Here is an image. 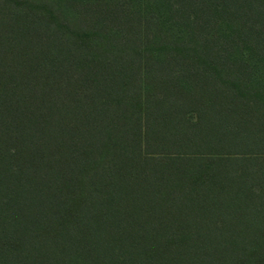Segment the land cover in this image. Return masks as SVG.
<instances>
[{"label":"trees","instance_id":"trees-1","mask_svg":"<svg viewBox=\"0 0 264 264\" xmlns=\"http://www.w3.org/2000/svg\"><path fill=\"white\" fill-rule=\"evenodd\" d=\"M0 264H264V0H0Z\"/></svg>","mask_w":264,"mask_h":264}]
</instances>
